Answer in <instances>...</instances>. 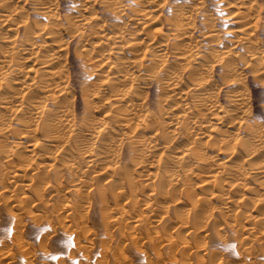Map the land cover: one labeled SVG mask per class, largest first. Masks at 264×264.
Instances as JSON below:
<instances>
[{"label": "bare ground", "instance_id": "6f19581e", "mask_svg": "<svg viewBox=\"0 0 264 264\" xmlns=\"http://www.w3.org/2000/svg\"><path fill=\"white\" fill-rule=\"evenodd\" d=\"M9 1L10 0H5V4L3 3L5 7H7L9 5L8 4ZM148 1L150 3L152 2V4L148 5L149 4ZM191 1H193V0H191ZM197 1H198V4H202V2L200 3L199 0H197ZM227 1L228 2H226V3H232L233 2L234 4L232 3V4H227V5L228 6L230 5V7H234L237 10V11H235L236 14H234L235 23L240 21V19H242V21H243L241 23H238L235 26V27H237V29H235L234 31L232 30L233 32H238L237 39H240V42H241V39H245L246 41H248L250 43L253 42V40L256 41L257 37L255 38V34L253 36V34H251L252 32H250V27H252V26H250L252 24V21H251L252 18L249 16L250 14H248L246 12L242 13V10H241L246 6V4L248 3L249 0H232V1L227 0ZM48 2H49V0H39V5H42L41 10H43L42 12L45 15H47L50 19H55V16L52 13L53 11L48 6ZM106 2H107V0H106ZM106 2H105V5H109V6L110 5L113 6L115 3H117L116 1L114 3H110V1L107 3ZM139 2L141 5V7H139L140 10H138L137 7H135V8H137L138 11H142L141 14H144L146 17L148 14L151 15V13H153L152 12L153 10L157 9L154 6L157 3V1L156 2L154 1L155 4L153 3L152 0L151 1L150 0H140V1L138 0L137 3H139ZM158 2H160V1H158ZM146 3H148V4H146ZM88 4H85L84 6H82V7H84V10H86L87 8L89 9V6H87ZM189 4H190V1H189ZM253 5H255V4H253V3L249 4L248 5L249 8L247 6L248 10H250V9L253 10L254 9ZM112 6H110V8ZM3 7L1 8L2 12L0 10L1 20H2V16H4V17H3V20L2 21L0 20V21L3 22L4 25H6L5 23H7V22H13V18H12L11 14L7 13L8 11L5 9V7L4 8ZM104 8H105V6H104ZM200 8H202V7L200 6ZM258 9H259V7H258ZM79 10H81V8ZM90 10H91V8H90ZM108 10H109V7H108ZM133 10L136 11V9H133ZM189 10L194 11V9H191V8ZM196 10L194 12H196ZM201 10H203V9H201ZM35 11H37V10H35ZM120 11H121V12H119L120 15H122L123 13L126 12V11L122 12V10H120ZM232 11H230V12H232ZM117 12H118V10H117ZM135 14H136V12H135ZM138 14L139 13L137 12V15ZM137 15H135V16L137 17ZM154 15L156 16V14H154ZM82 16H83V14H82ZM118 16H119V14H118ZM125 16H127V15H125ZM157 16H159V15H157ZM193 16L194 15L192 14V12L189 14H186L185 12H182V11H178V12L174 13V17H172L173 19L170 16L171 19H169V21H171L170 22L171 25L173 24L176 26V27L174 26L176 31H174L173 33L171 32L172 37L182 40L181 38L188 36V40L190 42V43H188V45L191 43H194V41L197 43L195 38L192 36L194 34L191 35L193 30L189 34L188 31H189L190 27L188 28L186 26L187 24L191 25L188 22H190L192 19H194ZM80 17H78V18H80ZM91 17L92 16H90V19H91ZM94 17L95 16H93L92 19H96ZM141 17L143 18V16H141ZM83 18L81 20H78V22L74 23L77 26V28L78 27L80 28L82 25H84L87 22V21H83V20H85V18L84 19ZM87 18H89V17H87ZM139 18H140V16H139ZM149 18H151V17L150 16L147 17V19H149ZM92 19H91V21H94ZM153 19H155V18H153ZM86 20H88V19H86ZM139 20H141V19H139ZM156 20L157 19H155L154 21H156ZM34 21H36V19ZM43 21H45V20H43ZM53 21H55V20H53ZM67 21H69V20H67ZM96 21H98V20H96ZM131 21H133V20H131ZM1 22H0V25L3 26V24H1ZM34 23H36V22H34ZM93 23H96V22H93ZM154 23H156V22H154ZM24 24H25L24 28H25L26 38L23 39V41H21V39H22V37H21L20 41H18L20 43H18L19 45H17L16 42H17L18 38L13 37V40L11 41V46H10V50H9L8 54H4L2 56L3 58H1V60H0V77H1V79H0V137H1V135H6L10 131L9 128H12L10 126L12 124L11 122H9V123H11L9 125V123L7 121L6 123L8 125H5L6 124L5 121L7 120V119L5 120V118H7V117L4 116V114H1V112H7V113L9 112L10 113L9 115H13L14 117L15 116H21V119L20 118H18V119L20 120V124L23 123V125L25 126V128H23L24 130L20 131V132H22V136H20L18 140L14 139L12 141V143H8V144H7V142H5V139H3L4 140L3 143L0 140V153H2V155H3V156L1 155V157L3 159L4 158L6 159L7 164L8 163L10 164L13 162L14 165H20L19 161L17 163V160H20V162H21V161L26 160L25 158H27L28 161L30 160L32 162L31 165H29L28 167H27V164L26 165L23 164L25 161L21 162L23 164V166L21 165L19 167H23L24 169H20L18 167H15V168L13 167V169L8 168L11 170L9 172L11 174V176H10L12 179L11 181L15 182L16 180H23L25 182V183H23L24 186H29V188L30 187L32 188L34 186L35 187V188H33L34 190H32L31 188L30 189L32 191H34V193L36 192L35 198L38 197V200H39V199H41L40 193L42 194L41 191H43V190L39 189V188H41L39 186L40 185L39 183H42V182L45 183V180L47 182L51 181L49 178H47L49 176V173L51 170L54 172V176L56 178V181L60 185L58 183L56 185L51 184V182L55 180V179H53L50 182L51 186L48 185L49 189L53 185L54 186L53 188H55V189L51 188L50 190H56V189L58 190L61 186H63L62 183L64 181L63 180L61 182V180H58L59 177L61 178V175L59 174L60 175L59 176L58 173H61L60 171L63 170V169H61V168H63L62 165H66L67 168L66 167L65 168L70 170V171H73V173L76 171L77 172L79 171V173L80 172L84 173L87 170L89 171V168H91V169H93L92 173L90 174L91 175V177H90L91 182H89V181L88 182L91 183L90 184L91 186L95 185L94 188L97 191V192L96 191L95 192L99 198V201H101L102 205H103L101 207H103V209H104L108 206V204H106L107 206L104 207V205H105L104 203H108L105 201L108 198L109 194L112 195V197H111L112 199L114 198L113 201L114 202L116 201L118 203L117 207H120L121 202L124 203V201L126 200V202H129V204H128L129 208L134 212L132 215L130 214L131 216L128 214L131 217V222L133 223V224L132 223L130 224V226L132 225V227L133 226L136 227V225L140 224L143 220H145V218L147 219L146 213L143 214V212H146V211H148V212L155 211L156 212V211L160 210V211H163V213H167V212L171 211V209H172V210H174L173 212H175V214L177 215L178 221H180L179 226L181 224V227L186 228V227H188V226H185V224H187L185 221V218L187 216L184 217V215H186V214H183L184 212L181 213L180 209H178V207H176L177 205L187 203V205L190 206L189 209L192 210L194 213L195 220L198 222L203 215H204L203 220L205 219V215L207 217V214H202L203 212L208 211L210 213V211L213 208L218 209L219 213L221 215L227 214L229 211H231V208L233 209V207H231L230 205L236 201V208L239 207L236 210V212L238 213V220L240 218L242 219V216H243L244 218H246V220L250 221V223H249L250 225L248 226V225H244L241 222L243 220H240V223H242V224H240L239 221L236 220V221H238L240 226L241 225L243 227L247 226L246 228H243V227L238 228L240 226L237 227L238 229H242L240 231V233L242 234V236L244 235L243 238L248 239V240H254V238H252V237L255 236V238L258 240L259 238H261L260 236L264 235L263 234L264 230L262 229V227L264 228V226L259 228V227H256L258 225L257 223H256L257 224L256 226L254 225L255 222H258L261 224L264 223V214L261 216H258V214L252 213V210H251V212L249 211V213H248L247 210H246L247 211L246 212L245 209H243L245 207L248 209L253 208L252 205H251V208L249 207V204L254 202V200L252 201L251 199H257V201L259 200V202L264 203V159L262 158L260 161L259 160L256 161L258 159L257 158L256 160H254L255 156L259 157L258 155L264 150V128H262L261 125H258L257 127L256 126H254V127L249 126L251 128L244 126V128L246 127V133L244 135H241V133L239 131L238 132H234L235 130L232 131V132H234V134H237V135H234V142H232L233 143L232 145L230 142L231 140L229 141L228 134H227V133H230L229 129H226V130L224 129V132H223V136L225 134V135H227V137H223L222 139L219 138L220 141L218 140V138H215V137H218V136H216V134L218 135L219 133H221V129H219V127L222 126V124H220V126H217V124L223 123L225 121V119H230L231 115L233 116L232 112H234V115H235V113L237 114L238 108H239L238 106L240 105V99H242L241 94L244 93V95H245L246 90L244 89L245 92H243V93L238 90L239 91L238 93H236V94L234 93L235 95L233 94V96H231L229 98L233 102L234 107H236V109L233 108L235 110H233V109L229 110V109L223 108V107H225V106H223V104L221 106V105H219L220 103H216V101H215L216 95L214 94L213 91H211V88H210L211 82H209V80H206V79L204 80V78H201V79L197 78V76H196V73L200 72V70L202 72V69H203V68H198V67L201 65L202 67H204L206 69L205 63H207L206 61L208 60V58L206 57L207 55H204L203 53H201V51L198 47L196 49H192V47L194 45L193 46L192 45L185 46L183 44L179 45V43H175L176 44L175 45V47H176L175 51L177 53L176 56L181 61L180 63H177L176 61L175 62L177 64H181V67H182V65H184V67L190 68V70H189L190 72H188V73H190L188 79H190L191 82L187 83L190 80L186 81V79L183 77L182 73L178 72L179 70L177 71V68L176 69L173 68L169 63L165 64V62H163V60L161 61V59H158L159 57H157V55L160 52L167 49V42L166 41L164 42V40L163 41L159 40V38H158V36L161 37V35H163L162 36L163 39H165V36L168 37L167 35L164 34L165 32H163L161 30L162 29L161 26H160L161 28L156 26L157 28H155V30L153 29V33L155 31V34H158V36L155 34H153L152 36L149 35V33H148L149 31L147 32L148 34H146V32H145L146 30L143 28L144 29L143 31L138 32L139 34H136V32L133 34L132 32L134 30L132 32L130 31L129 35L133 34V37L132 36H131L132 38L130 37L131 39H129V38L127 39V37L125 35L126 33H129V32H126L124 34L125 31H123L121 28H120L121 29L120 31L117 30L118 32L113 33V34L112 33L110 34V32L108 31V29L106 27L105 28L107 29L109 34L107 32H104V30H103L104 28L99 29L97 31L98 37H102L103 40L100 38L102 41H99V43H97L98 42V40H97V42H96L97 45L96 44L92 45V42H91V45L93 47H96L97 49L99 48V50H100L101 48H103V44H104L103 41L106 42V40H107L105 45H108V46L106 48H103L104 50H106V53L101 55V50H102L101 49L99 51V55H101L100 57L102 58L103 64L109 66L108 69H110L111 71L113 70V72L116 75H114L115 79H112L111 76L108 79L104 78L102 81H100V84L97 85L96 88H92V92L89 91L91 89H89L87 87H84L83 90L81 89L82 90V97H83L84 103H85L84 105L87 106V109L89 111L90 110L92 111L93 107L95 108V105H93V107H92L93 98L94 99L97 98L98 100L101 99L102 100V103H100L101 108L104 107V108H107V110L105 111V113L101 117L99 116V118H93L92 115H87L85 113L84 116H80V117H83L81 122L76 123L75 121H73L74 117L72 116L73 113H71L73 111L68 110L66 107L64 108V106H66L65 100L68 98L67 96L69 94L68 93L69 91H68V87L65 85V82L62 81L61 79H57L59 77L61 78V74L63 73V70L59 67L57 68L56 66H54L55 63L58 61V58H59L58 53H60V52H58V51L61 49H63V50L65 49L64 45L62 47H60L61 44H63V42H61V38L59 39V37L62 33V29H60V28L57 29V28L51 27L50 25L40 26V25H38V23H37V25L40 27H38V26L36 27L33 24H32L33 26H31V24H29V23L27 24V22H24ZM88 24H89V22H88ZM53 25H55V24H53ZM98 25H101V24L99 23ZM123 25L125 26V24H123ZM10 26L11 25L7 26V27H9L7 29L13 30V28ZM57 26H58V24H57ZM67 28L69 31V27H67ZM187 29H188V31H187ZM126 31H128V30H126ZM150 31H151V29H150ZM232 31L229 33H232ZM22 32H24V31H22ZM25 33H22V34H25ZM73 34H75V32ZM135 34L137 35L136 37H135ZM210 34L212 35V32L211 33L209 32L207 34L209 39L211 38L209 36ZM140 35H143V36L141 37ZM148 35L150 37L157 36L158 40L157 39L155 40L154 38H149ZM168 35H171V34H168ZM90 37H92V36H90ZM125 37L127 39L126 41H128L130 44V46L128 45L129 48L131 47V49L138 50V51L141 49L140 51H142V53L140 55H142L145 59L146 58L150 59L149 61H151L153 66L152 65L148 66L147 69H145L144 66L141 67L142 63L139 62L140 59L137 58V56L130 58L128 60L122 59L121 61H123V63L121 62V64H122L121 66H119L118 64L112 63L111 58L114 57L113 56L114 52L119 49V47H120L119 44L121 42H123V39ZM227 37H228V35H227ZM63 38H66V37H63ZM84 38L85 37H83V39ZM97 39H99V38H97ZM211 39L213 40V38H211ZM173 41H171V44ZM84 42H87V40ZM251 44L253 45V43H251ZM251 44H249V45L251 46ZM197 45H195V46H197ZM245 45H247V44H245ZM249 45H247V46H249ZM58 47H59V50H58ZM76 47H77V45H76ZM82 47H83V45H82ZM175 47H173V48H175ZM56 48H57V50H55ZM89 50L91 51L92 49H89ZM45 51H47V52L52 51V52L51 53L48 52L50 54H47ZM225 51H227V54L225 53L226 57L227 56H228V58L230 56L232 57V54L234 53L233 49L229 50V51L233 52V53H231V55H230V52L228 55V50H224L222 52L224 53ZM43 53H46V54L43 55L42 58H39L38 55H40V54L42 55ZM88 53H89V51H88ZM212 53H211V55L214 54V53L213 54ZM220 53H219V55H220ZM96 56H98V55L96 54ZM220 56L222 57V54ZM225 56L223 54V57H225ZM138 57H140V56L138 55ZM155 57H157V61L158 60L161 61L160 64L162 66L160 65L161 66L160 71H158L157 68L154 67V63L156 61L153 63L152 60ZM208 57H209V55H208ZM93 58H94V56H93ZM95 58H97V57H95ZM100 59H98L99 61L98 60L97 61L100 62ZM118 59H120V58H118ZM251 59L255 60V61L260 60L261 66H262V64L264 63V51H262V50L261 51L260 50L253 51V53L251 54ZM224 60H225V58H224ZM29 61L32 62L33 64L32 65L30 64L27 67L23 66L24 63L29 62ZM225 61H227V60H225ZM151 63H148V64H151ZM225 63L226 62H224V64ZM243 64H245V63H243ZM212 65H213V63H212ZM223 65H221V67ZM231 65H234V64L230 63V67H232ZM146 66H147V63L145 64V67ZM252 66H251V68H253ZM230 67H229V69L231 70ZM154 68L157 71L153 70ZM262 69H264V66ZM147 70H148V73H146ZM232 70H234V69H232ZM234 71H236V70H234ZM254 72H256V71H254ZM261 72H262V70H261ZM64 73H65V71H64ZM159 73H160V75H159ZM222 73H223V71H222ZM95 75H96V72H95ZM153 75L154 76L164 75L166 77L167 80H165L164 83H161V81H159L161 84L158 83L157 82L158 78L156 79V82L161 85V87H160L161 90L164 89V90L171 92V94L168 95L170 97H169V100L167 102H169V101L173 102V104L170 103L174 107L173 108L171 106L172 110L170 108H169L170 110L166 109L165 107H163V105H161V104H163V103H161V101L164 98L160 101V104L157 102V104L160 106V109L158 106L159 112H157V113H155L156 111L155 112L147 111L148 108H147V110H145L146 109V106H145L146 103L139 101V99H140L139 98V87H141L140 84L142 85L143 83L147 82V80L149 78L148 76L153 77ZM222 75H224V74H222ZM222 75H221V77H224ZM202 76H204V75L202 74ZM226 78L227 77L225 76L224 79H226ZM66 79L68 80V78H66ZM238 79H240V78L238 77ZM160 80H161V78H160ZM120 85L121 86L124 85L125 88L119 87ZM183 86H186L188 89L184 91V89L186 87H184V89H183ZM81 88H83V87H81ZM70 92H72V90ZM5 93H7V94L5 95ZM189 96H191V97H193V99H195L194 100L195 102L192 103V105H188L187 103H185L186 99H188ZM227 97H228V95H227ZM49 103H52V107L49 106ZM67 103L69 104V101ZM170 104H169V106H170ZM204 105L206 106V108L201 107ZM97 108L98 107H96V109ZM101 108H99V109H101ZM243 108H245L244 111H246V107H243ZM84 109L86 111V107ZM174 109H178V111L176 110V112H178V113L174 114ZM203 109H205L206 112H202ZM240 111H242V110H240ZM247 112L248 111H246L244 113L247 114ZM165 118H168L167 119L168 121L165 120ZM248 118H249V116H248ZM18 119H17V122L19 121ZM212 119H215L217 121L216 125H215L214 120H213L214 123L212 122ZM8 120H10V119H8ZM256 122H254V123H256ZM171 125L174 127H172V129L169 130L168 127H170ZM223 125H225V124H223ZM234 125H236V124H234ZM187 126H190V128L188 127L186 129H190V130H191V127H193L196 135L198 133H202V132H204V134H206L205 132L208 131V129H209L210 134H209V136H207L208 137L207 140H204L205 144H202V142L200 143L199 139L197 142H195L196 138L193 139V142H192V138H191L190 139L191 141L188 140L187 142H185L183 144V146H181V148H178L179 146L176 145L175 142L177 140L178 135L180 134L179 128L187 127ZM230 126H233V125H231V123H230L228 125V127H230ZM259 126H261V128H258ZM16 128H17V126H16ZM14 129H15V127H13V131H14ZM237 129H240L239 126ZM16 130H18V129H16ZM209 131H208V133H209ZM12 132H10V133H12ZM145 132L148 133L147 137L144 136ZM191 133L192 132H190V134ZM187 134H189V133H186L185 136H187ZM192 134H194V133H192ZM192 134H191V136H192ZM12 135H13V133H12ZM140 135H142V136H140ZM7 136H8V134H7ZM76 136H78V139L75 138ZM247 136H249V137H247ZM0 139H2V138H0ZM83 144H85L86 146L83 147ZM201 145H204V147H202ZM50 146H53V147L55 146L57 148V149L56 148L55 149L58 150L59 153H56V152L53 153L55 151L53 149H52L53 152H49L48 149ZM53 147H51V148H53ZM125 147H128L126 149H128L129 156L132 158L133 162H131V163H133V165L131 166V164H129L127 162L126 163H127V165L129 164L131 167L134 166L133 167L134 169H131V167H129V166H125L126 163H125V165H121V163H120L121 155H122ZM224 149L230 150L229 155L226 154V150L223 151ZM156 151H158V153H157L158 159H156L157 162L155 161L156 162L155 163V162H153V160L151 161L150 158H151V156H153L154 152H156ZM167 151H170L174 154L170 155L167 153ZM48 152H49V154H48ZM236 155H237L238 159H241L242 163L237 162L238 164L231 165V162H232L231 158H233V156L236 157ZM131 158H130V160H131ZM15 159H17V160H15ZM39 159H41L43 162H45L43 165L41 164L42 166L39 165L40 163H38ZM192 159L197 160L196 161L197 163H192L193 162ZM49 160H51V161L53 160V162H49ZM81 160L83 161L82 163H84V162L86 163L85 169L83 167L80 168ZM14 162H16V164ZM35 162H36V165H39V166H34ZM43 162H41V163H43ZM4 163H5V161H4ZM0 164H1V159H0ZM60 164H62L61 168L58 167ZM100 164H103L104 166L99 168L100 170L95 169L97 166H100ZM1 165L5 166V165H3V163ZM24 165H25V167H24ZM29 167L31 169H33L34 171L27 175V173H29V171H28ZM3 168H5V167H3ZM145 168L147 169V171H146L147 177H145L146 179L142 180L141 177L139 179H137L135 177L134 173L140 169L145 170ZM59 169H61V170H59ZM0 170H1V167H0ZM197 170H201L202 172L205 171L206 172L205 177H202V176H204L205 172H203L204 174L201 173L202 175L201 174L198 175L199 172H197ZM215 170H216V172H214ZM5 171H6V169H5ZM53 172L51 174H53ZM195 172H196V174H195ZM144 173H145V171H144ZM211 173H213V174H211ZM139 174H140V172H139ZM192 174H195L198 177L201 175L198 179V180H200L199 182L201 183L199 186L193 187L192 183L189 182V181H192L191 178H189L190 175L192 176ZM29 175H30V177H29ZM137 175H138V172H137ZM142 175L143 174L141 172V176ZM144 175H146V174H144ZM26 176L29 177L28 178L29 182L25 181ZM101 176H104V177L101 178ZM77 177L78 176L76 175V179H77ZM79 177H83V175L80 174ZM72 178L73 177H71V179ZM73 179H75V178H73ZM1 181L3 182V179ZM85 181H86V179H79L78 183H76V185H73L74 183L72 184L74 187H76L75 188V190H77L76 192L80 193L81 187ZM47 182H46V184H47ZM44 183H42L41 185H43ZM253 183H254V186L252 185ZM225 184H228L230 186L229 189H226L227 190L226 192L224 190L226 188ZM66 185H67V183H66ZM38 186H39V188H38ZM57 186H58V188H57ZM74 187H73V189H74ZM79 187H80V191L78 190ZM144 188L147 189L146 194L144 195V197H142L140 199L139 196L140 195L143 196L142 191ZM237 188H239L240 190L243 191L240 194V196H238V197H237V195H235V193H236L235 191ZM208 192L210 194V197H207V195H206V194H208ZM79 193H77V194H79ZM82 193L84 195V192H82ZM250 193H252V194L254 193V194H257L260 196L258 198H254L255 196L253 197ZM28 195L29 194H26V196H28ZM43 195H41V197ZM59 195H60V193H59ZM83 197H87V196H83ZM79 198H82V197L79 196ZM214 198L219 199L221 201V204H219V205L211 204L210 201H211V199H214ZM18 199L24 200L23 197H20ZM21 200L20 201L18 200V201L20 203L24 204L23 201H21ZM26 200H25V203H28L29 197L27 200L28 202ZM84 200H85V198H83V201ZM18 201H17V203H18ZM167 201H171L172 202L171 204L173 206H171L169 204V202H167ZM20 203H18L17 205H19ZM119 203H120V205H119ZM139 203H142L143 205L140 206ZM262 203H261V205H262ZM22 204H20V206ZM62 204H64V206L62 205L63 208L71 209V205L69 203H62ZM122 205L123 206H121L120 209L125 208L124 207L125 205L124 204H122ZM257 205H259V204H257ZM101 207H100V209H101ZM109 208H110V206H108L107 209H109ZM103 209H102V211H103ZM115 209L118 210V208L114 207L113 210H115ZM121 210H118V211L122 212L123 210L122 211ZM108 211H110V210H108ZM125 211H126V209H125ZM129 212L130 211H127V213H129ZM103 213H104V211L102 212L101 215L104 218L105 216H103ZM123 213H125V212H123ZM123 213H121V214H123ZM211 213H212V211H211ZM104 215H106V214L104 213ZM212 215L210 214V216H212ZM134 216H135V218H133ZM213 216H212V218H213ZM106 217L108 218L109 215L108 216L106 215ZM235 217L237 218L236 215H235ZM107 218H105V219H107ZM118 218H119V216H118ZM118 218L116 217V220ZM207 218H209V217H207ZM105 219H103V221ZM124 219L126 221V218H124ZM124 219H122V221L120 220L121 222H119V223H122ZM16 221H17V219H16ZM204 221H203V223L206 224L207 221L206 222H204ZM114 222L117 223L118 221L116 222L114 220ZM251 222L254 224H252ZM14 223H15V221H14ZM183 224H184V226H182ZM194 225H195V223H194ZM191 227H193V226H191ZM194 228H197V227L194 226ZM189 229H191V228H189ZM199 229H201V228H199ZM194 231H195V229H194ZM194 231H193V233H194ZM195 232L198 234L197 231H195ZM258 234H263V235H260L257 238Z\"/></svg>", "mask_w": 264, "mask_h": 264}, {"label": "rangeland", "instance_id": "374dc122", "mask_svg": "<svg viewBox=\"0 0 264 264\" xmlns=\"http://www.w3.org/2000/svg\"><path fill=\"white\" fill-rule=\"evenodd\" d=\"M109 1H110V3H114L115 1L117 3H115L113 6L110 5V6H112L110 8L109 5H105L106 0H104V1L103 0H90V1L89 0H79V1L78 0H49L48 6L53 11L52 13L55 16V19H50L47 15H45L42 12L43 11V10H41L42 5H39V0H10L8 3L9 5L7 7L4 6L5 0H0L1 12H2L1 8L4 6L5 9L8 11L7 13L11 14L12 18H13V22H7V23H5L6 25H4V23L1 22L3 20L4 16H2V20H1V16H0V20H1L0 22H1V24H3V26L0 25V53H1L0 54V60H1V58H3L2 56L4 54H8V52L10 50V46H11V41L13 40V37L19 39V40L17 39V42H16L17 45H19L18 43H20V42H18V41H20L21 37H22L21 41H23V39L26 38L24 22H27V24L29 23V24H31V26L34 25L36 27L38 25H40V26L50 25L51 27H54L57 29L58 28L62 29V33H61L59 39L61 38V42H63V44H61L60 47H62L64 45L65 49L59 50V47H58V50H59L58 52H60V53H58L59 58H58V61L55 63L54 66H56L57 68L59 67L63 70V73L61 74V78L59 77L57 79H61L62 81H64L65 85L68 87V91H69L68 92L69 94L67 96L68 98L65 100L66 106H64V108L66 107L68 110L73 111V112L70 111L71 113H73V115L71 114L74 117L73 121H75L76 123L77 122L79 123V122H81V120L83 118L80 116H84L85 113L87 115H92L93 118H99V116L101 117L105 113V111L107 110V108H104V107L101 108V105H100V103H102L101 99L98 100L97 98H95V99L93 98L92 107H93V105H95V108L93 107L92 111L91 110L89 111L87 109V106L84 105L85 103H84V99L82 97V90L84 89V87L91 89L89 91L92 92V88H96V86L99 85L100 81H102L104 78L108 79L111 76L112 79H115L114 75H116L113 72V70L111 71L110 69H108L109 66L103 64L102 58L100 57L101 55L106 53V50H104L103 48H106L108 46V45H105L107 40H106V42L103 41L104 42L103 48H101L102 50L100 49L101 55H99V51H100L99 48L97 49L96 47L92 46L94 44L97 45V43H99V41L103 40L102 37H98L97 31L99 29L104 28L103 29L104 32H107L108 34L110 32V34L111 33L113 34V33H116L122 29L123 31H125L124 34L126 32H129V33H126L125 35H126L127 39L128 38L131 39L135 32H136V34H139L138 32L139 31L141 32L144 29L146 30L145 31L146 34L149 33V35L152 36L153 34H155V31L153 33V29L155 30V28L161 26L162 27L161 30L163 32H165L164 34L167 35L168 37H166L164 35L165 39H163V37H162L163 35H161V37L158 36V34H155V35L158 36L159 40H162V41L164 40V42L165 41L167 42V49L160 52L157 55V57H159L158 59H161V61L163 60V62H165V64L169 63L173 68H175V69L177 68V71L179 70L178 72L182 73V75L186 79V81L190 80V79H188L189 74H190L188 72H190L189 71L190 68L184 67V65H182V67H181V64H177V63H180L181 61L176 56L177 53L175 51L176 50V47H175L176 44L175 43H179V45L183 44L185 46H190V45L193 46L194 45L192 47V49H196L198 47L200 49L201 53H203L204 55H207L206 57L208 58V60L206 62L208 64L205 63L206 69L200 65L198 68H203L202 69L203 73L200 70V72L196 73V76H197V78H200V79L204 78V80L206 79V80H209V82H211L210 88H211V91H213L214 94L216 95L215 101H216V103H220L219 105H221V106L223 104V106H225L223 108H226L229 110L230 109L232 110L233 108L236 109V107H234V105H233V102L229 98L231 96H233L234 93L236 94L239 91L243 93L246 90L245 95H244V93L241 94L242 99L244 98L245 100L240 99V105L238 106L239 108H238L237 114L235 113V115H234V112H232L233 116L231 115L230 119H225V121L223 123L217 124V121L215 119H212V122L214 120L215 125L217 124V126H220V124H222V126L219 127V129H221L222 134L221 133H219L218 135L216 134V136H218V137H215V138H218V140H219V138L222 139L223 137H227V135H225V134L223 136V132H224V129L225 130L229 129L230 133H227V134H228L229 141L231 140L230 142L232 145L233 144L232 142H234V135H237V134H234V132L239 131L241 133V135H244L246 133V127L251 128L249 126H252V127L256 126L257 127L258 125H261L262 128H264V71H263L264 69H262L264 66L263 65L264 63L261 66L260 60L255 61V60L251 59V54L253 53V51H256V50L264 51V0H254V1L249 0L248 3L246 4V6L243 9H241L242 13L246 12V13L250 14L249 16L252 18L251 19L252 24L250 25L252 27H250V32H252L251 34H253V36L255 34V38L257 37L256 41L258 40L257 42L255 40H253V42H251V43H253V45L250 42L246 41L245 39H241V42H240V39H237L238 32H233V31L235 29H237V27H235V26L238 23H241L243 21H242V19H240V21L235 23L234 14H236L235 11H237V10L234 7H230V5L228 6L227 4H232L233 2L232 3H226V2H228L227 0H199L200 3L202 2V4H198L197 0H193V1H191V0H152L153 3H154V1L155 2L157 1L158 4L154 3L155 4L154 6L157 9L154 7L156 10L152 11L153 12V13H151L152 16L150 14H148L152 18V19L149 18L150 20L147 19V17H149L148 15L146 17L144 14H141L142 11H138V10H140L139 7H141L140 2L137 3L138 0H122V1L121 0H115V1L114 0H107V2H109ZM158 1H160V2H158ZM189 1H190V4H189ZM229 1H232V0H229ZM84 3L85 4L89 3L87 5V6H89V9L87 8L89 11L87 9L84 10V7H82L85 5ZM251 3L255 4V5H253V8L255 10L254 9L248 10V8H249L248 5ZM146 4H148V3H146ZM150 4H152V2L151 3L149 2L148 5H150ZM104 6H105V8H104ZM200 6L202 8H200ZM247 6H248V8H247ZM108 7H109V10H108ZM135 7H137L138 10ZM258 7H259V9H258ZM80 8H81V10H79ZM90 8H91V10H90ZM190 8L194 9V11L197 9L196 10L197 13L194 12L193 10H189ZM133 9H136V11ZM201 9H203V10H201ZM35 10H37V11H35ZM92 10L93 11L95 10V11L93 12ZM117 10H118V12H117ZM120 10H122V12H125V11L126 12L123 14L121 13L122 15H120V13H119V12H121ZM178 11L185 12L186 14H189L192 12V14L194 15L193 16L194 19H192L190 22H188L192 26L188 25V24L186 26L188 28L190 27L189 31L187 29L189 34L193 30L191 35L194 34L192 36L195 38L197 43L194 41V43H191L188 45V43H190L188 40V36L181 38L182 40L172 37V33L174 31H176V29H175L176 26L173 24L171 25V23H170L171 21H169V19L174 17V13H176ZM230 11H232V12H230ZM135 12H136V14H135ZM137 12L139 13L138 15L140 16V18L137 15ZM81 13L83 14V16ZM117 13L119 14V16ZM154 14H156V16ZM125 15H127V16H125ZM135 15H137V17ZM157 15H159V16H157ZM90 16H92V17L95 16L94 18H96V19H92V17H91V19L94 20V21H91ZM141 16H143V18ZM170 16H171V18H170ZM78 17H80V18H78ZM83 17L85 18V20H83V21H87V22L84 25H82L83 27L81 26L82 28L81 27L77 28V26L74 23L78 22V20H81ZM87 17H89V18H87ZM153 18H155L157 20L154 21L155 19H153ZM35 19H36V21H34ZM86 19H88V20H86ZM139 19H141V20H139ZM43 20H45L46 22ZM53 20H55V21H53ZM67 20H69V21H67ZM96 20H98V21H96ZM131 20H133V21H131ZM153 21L156 23H154ZM34 22H36V23H34ZM88 22H89V24H88ZM93 22H96V23H93ZM37 23H38V25H37ZM99 23L101 25H98ZM53 24H55V25H53ZM57 24H58V26H57ZM123 24H125V26ZM9 25H11L10 27H12L13 30L7 29V28H9V27H7ZM40 26H38V27H40ZM67 27H69V31H68ZM105 27L108 29L109 32L107 31V29ZM150 29H151V31H150ZM126 30H128V31H126ZM22 31H24V32H22ZM130 31L131 32L133 31L132 32L133 34L131 33L132 35H129ZM231 31H232V33H229ZM74 32H75V34H73ZM209 32L210 33L212 32V35L210 34L209 36L211 38H213V40L211 38L209 39V37L207 35ZM22 33H25V34H22ZM136 34H135V37L137 36ZM168 34H171V35H168ZM149 35H148L149 38H154L155 40L156 39L158 40L157 36L150 37ZM227 35L229 38L227 37ZM90 36H92V37H90ZM140 36L142 37L143 35H140ZM63 37H66V38H63ZM83 37H85V38L83 39ZM126 37L124 38L125 40L123 39V42H121L119 44L121 48L120 47H119V49L117 48L118 50H116L114 52V55H113L114 57L111 58L112 63L118 64L119 66H121L122 65L121 62L123 63V61H121L122 59L128 60L130 58L137 56V58L140 59L139 62L142 63L141 67L144 66V68L147 69L148 66H151L152 63H151V61H149L150 59H148V58L145 59L142 55H140L142 53V51H140L141 49L138 51V50L131 49V47L129 48L130 44L128 41H126L127 40ZM97 38H99V39L101 38L102 40L101 39L99 40ZM85 39L87 40V42H84V41H86ZM97 40H98V42H97ZM171 41H173L172 42L173 45L171 44ZM91 42H92V45H91ZM244 43L247 45L251 44V46L250 45L247 46ZM76 45H77V47H76ZM82 45H83V47H82ZM195 45H197V46H195ZM173 47H175V48H173ZM89 49H92V50L90 51ZM232 49H233L234 53L232 51H229ZM55 50H57V48ZM224 50H228V55H229V52H230V55H231V53H233L232 57L230 56L233 60L230 57L228 58V56L227 57L225 56V53L227 54V51H225L223 53L222 51H224ZM88 51L90 54L88 53ZM45 52L47 54H50L52 51H48L50 53H48L47 51H45ZM46 53H43L42 55L41 54L38 55L39 58H42V56L45 55ZM211 53L213 55H211ZM219 53H220V55L222 54V57L224 54L225 57L222 58L219 55ZM96 54L98 56H96ZM138 55L140 57H138ZM208 55L210 58L208 57ZM93 56H94V58L95 57H97L98 59L101 58L100 62H98L99 60L97 58L94 59ZM157 57H155L154 58L155 60L153 59L152 61H153V63L155 61L157 62V63L155 62L156 64L154 63V67H156L157 70L160 71V68L162 65L160 64L161 63L160 60L157 61ZM118 58H120V59H118ZM224 58L227 61H225ZM224 62H226V63L224 64ZM144 63L145 64L147 63L146 67H145ZM148 63H151V64H148ZM212 63H213V65H212ZM230 63L234 64V65H231L233 68L230 67ZM243 63H245V64H243ZM30 64L32 65L33 63L29 61V62L24 63L23 66L27 67ZM221 65H223L222 66L223 68L221 67ZM251 66L254 69L251 68ZM229 67L231 68V70L229 69ZM232 69H234L236 71H234ZM153 70H156V69L154 68ZM261 70H262V72H261ZM64 71L66 74L64 73ZM222 71H223V73H222ZM254 71H256V72H254ZM95 72H96V75H95ZM146 73H148V70ZM202 74L205 77L202 76ZM222 74H224V75H222ZM159 75H160V73H159ZM159 75L158 76L153 75V77L148 76L150 79L148 78L147 82L143 83L142 85L140 84L141 87H139V98H140L139 101L146 103L145 104V106H146L145 110H147V108H148L147 111H149V112H155V111H156L155 113L159 112V110H158L159 105L157 104V102L160 104V101L163 98H164L162 100L163 102L161 101V103H163V104H161V105H163V107H165L166 109L170 108L171 110L173 107L170 104V103L173 104V102H171V101L167 102L169 100V97H170L168 95L171 94V92L164 90V89L161 90V88H160L161 87L160 84L164 83L165 80H167V79L164 75H161V76H159ZM221 75L224 77L226 76L227 78L224 79V77H221ZM238 77L240 79H238ZM66 78H68V80ZM160 78H161V80H160ZM0 79H1V77H0ZM156 79H157L158 83H160L159 81H161V83L158 84L156 82ZM190 82H191V80L188 81L187 83H190ZM81 87H83V88H81ZM119 87L125 88L124 85H122V86L120 85ZM184 87H186V86H183V89H184ZM187 89L188 88L186 87L184 89V91ZM71 90H72V92H70ZM6 94L7 93H5V95ZM227 95H228V97H227ZM71 97L72 98L74 97V98L72 99ZM194 100L195 99H193V97L189 96L188 99H186L185 103H187L188 105H192V103L195 102ZM68 101H69V104L67 103ZM169 104H170V106H169ZM49 106L52 107V103H49ZM85 107H86V111L84 109ZM96 107H98L97 108L98 110L96 109ZM201 107L206 108L205 105L201 106ZM243 107H246V111H248L247 114L244 113L246 111H244L245 108H243ZM99 108H101V109H99ZM159 109H160V106H159ZM235 109H233V110H235ZM239 109L242 111H240ZM176 110L178 111V109H174V114L178 113V112H176ZM204 110L205 109H203L202 112H206V110L205 111ZM1 114H4V116L7 117V118H5V120L7 119L5 121V123L7 121H8V123L9 122L12 123V124L9 123V125L11 124L10 126L12 128H9L10 131L7 133L8 136H7V134L1 135L0 138H2V139H0V140L3 143V141H4L3 139H5V142H7V144L12 143V141L14 139L18 140L19 137L22 136V132H20V131H23L24 130L23 128H25L23 123L20 124V120L18 119V118L21 119V116H15L19 120L18 121L19 123H18L17 119L13 115H9L10 114L9 112L8 113L7 112H1ZM248 116H249V118H248ZM8 119H10V120H8ZM167 119L168 118H165V120H167ZM254 122H256V123H254ZM230 123L233 126L228 127V125ZM223 124H225V125H223ZM234 124H236V125H234ZM5 125H8V124L6 123ZM16 126H17V128H16ZM238 126L240 129H237ZM244 126H246V127L244 128ZM261 126H259L258 128H261ZM13 127H15L14 131H13ZM172 127H174V126L171 125L170 127H168V129L170 130V129H172ZM188 127L190 128V126L179 128L180 134L178 135L177 140L175 142V144L179 146L178 148H181V146H183V144L185 142H187L188 140L191 141L190 140L191 138H192V142H193V139L196 138L195 142H197L199 139L200 143L202 142V144H205L204 140H207V138H208L207 136H209V134H210L209 129H208L209 133H208V131H206L205 132L206 134H204V132H202V133H198L196 135L193 127H191V130L186 129ZM16 129H18V130H16ZM232 131H234V132H232ZM10 132H12L13 135ZM190 132H192L194 134L191 133L192 134V136H191ZM186 133H189V134H187V136H185ZM147 134L148 133L145 132L144 136L147 137ZM140 136H142V135H140ZM247 137H249V136H247ZM75 138L78 139V136H76ZM85 146L86 145L83 144V147H85ZM201 146L204 147V145H201ZM51 147H53V146L49 147V149H48L49 152H53L52 151V149H53V150H55L53 153H55V152L59 153V151L56 150L57 148L55 146L53 148H51ZM126 148H128V147L124 148L123 153L121 155L120 163H121V165H125V163L127 162V163L131 164V166H132L133 163H131V162H133V161H132V158L129 156L128 149H126ZM225 150H226V154L229 155L230 150L224 149L223 151H225ZM49 152H48V154H49ZM157 153H158V151L154 152L153 156H151V158H150L151 161L153 160V162H155L156 159H158ZM167 153L170 155L174 154L170 151H167ZM1 155H2V153H0L1 164L3 163V165H5V166H2L0 164V167H1V170H0V264H264V235H263L264 232H263V234H258L257 238L260 235H263V236H260L261 238H259L258 240L255 238V236L252 237V238H254V240H248V239L243 238L244 235L242 236V234L240 233V231L242 229H238V228L243 227L242 225L241 226L239 225L240 220H243L241 222L244 225H248V226L250 225L249 224L250 221L246 220V218H244L243 216H242V219L240 218L238 220V213L236 212V210L239 207L236 208V201L230 205L231 207H233L234 210L231 208V211H229L227 214L221 215L219 213L218 209L213 208L211 210L212 213H211V211H210V213L208 211L202 213V214H207V217H209V218H207L205 215V219H204L205 221H204L203 220L204 215H203L198 222L195 220L194 213L192 210L189 209L190 206L187 205V203L177 205L176 207H178V209H180L181 213L184 212L183 214H186V215H184V217L187 216L185 218V221L187 223V224H185V226H188V227H186L187 229L185 227H181V224L179 226L180 221H178L177 215L175 214V212H173L174 210H172V209H171V211H169L167 213H163V211H160V210L156 211V212L155 211L143 212V214L146 213L147 219L145 218V220H143L140 224L136 225V227L135 226L132 227V225L130 226V224L132 223L130 216L134 212L129 208V205H128L129 202H126L125 199H124L125 201L123 200L124 203L121 202V206H123L122 204L125 205L124 206L125 208H121L123 211L120 209L121 206L117 207L118 203L116 201H115L116 203L113 201L114 198L113 199L111 198L112 197L111 194H109L108 198L105 201L108 203H104L105 204L104 207H106L107 206L106 204H108V206H110V208L107 209L108 206L104 209H103V207H101L103 205H102V202L99 201V198L96 194L97 191L94 188L95 185L91 186L90 185L91 183H89V182H91V178H90L91 175L90 174L92 173L93 169L89 168V171L87 170L84 173H81V172L79 173V171L78 172L76 171L77 173L76 172L73 173V171L66 169L67 168L66 165L60 164L58 167L61 168L63 166V168H61L63 170L59 169V170H61L60 171L61 173H58V175L60 174L61 178L59 177L60 179L58 178V180H61V182L64 180L63 181L64 184L62 183L63 186H61L62 188L59 186L60 184L56 181V178L54 176V172L51 170L49 173V176L47 178H49L51 181L53 179H55V180L52 182L51 181L47 182L45 180V183L42 182V183H44L43 184L44 186L41 185L42 183H39L40 185L38 184L41 187V188H39V186H38V188L44 191L43 192L40 190L42 192V194L40 193L41 199L38 200V197L35 198L36 192L34 193V191H32V190H34L33 188H35V187L34 186L32 188L30 187L32 189L31 190L29 188V186L23 185V183H25L23 180H16L15 182L11 181L12 180L10 177L11 174L9 173L11 170L8 169V168L13 169V167L14 168L18 167L20 169H24L23 167H19V166H21V165L23 166V164H25V165L27 164V167H28L29 165H31L32 162L30 160L28 161L27 158H25L27 161L26 160H24L25 162L21 161V162H24L22 164L20 162V160L15 159V160H17V163L19 161L20 165H14L13 162L10 164L8 163L9 164L8 165L6 162V159L5 158L3 159L1 157ZM258 156L259 157L255 156L254 160H256L257 158L258 159L256 161H258V160L260 161L262 158L264 159V157H263L264 156V150ZM130 158H131V160H130ZM4 161L6 164L4 163ZM40 161L43 162L41 159H39L38 160V163H40L39 165H41V164L43 165L45 163V162L41 163ZM196 161L197 160L194 159L192 163H197ZM231 161H232L231 165L238 164L237 162L242 163L241 159L237 158V155H236V157L233 156V158H231ZM49 162H53V160L52 161L49 160ZM82 162L83 161L81 160L80 168L83 167L85 169L86 163L85 162L82 163ZM14 163L16 164V162H14ZM127 163L125 166L131 167L129 164L127 165ZM25 165H24V167H25ZM39 165H36V162L34 163V166H39ZM102 166H104V165L100 164V166H97L98 168L96 167L95 169L100 170L99 168H101ZM3 167H5V168H3ZM133 167H131V169H134ZM5 169H6V171H5ZM141 170L142 169H140L136 172L134 171L135 177L137 179H139L141 177L142 180H145L146 179L145 177H147V173H146L147 169L145 168V170L144 169L142 171ZM28 171H29V173H27V175L32 173L34 170L29 167ZM144 171H145V173H144ZM52 172H53V174H51ZM137 172H138V175H137ZM139 172H140V174H139ZM141 172L143 174L142 176H141ZM197 172H199L198 173V175H199L205 171L202 172L201 170H197ZM214 172H216V170ZM213 173H211V174H213ZM80 174L83 175V177H79ZM144 174H146V175H144ZM195 174H196V172H195ZM195 174H192V176L190 175V177H189L192 180L189 182L192 183L193 187L199 186L201 184L199 182L200 180H198V179L202 174L199 177ZM76 175L78 176L77 179H76ZM205 175H206V172H205L204 176H202V177H205ZM29 177H30V175H29ZM29 177L26 176V178H25L26 182H29L28 181ZM71 177L75 178L76 180L73 178H72L73 179L72 180ZM102 177H104V176H101V178ZM78 178L79 179H86V181L84 182L85 185L83 184L81 187V191H80V187L78 188V190L80 191L81 194L79 192H76L77 191V190H75L76 187L73 186V185H76V183H78V180H79ZM2 179H3V182L1 181ZM46 182H47V184H46ZM50 182L53 185H56L58 183L59 184L58 186L60 188L58 190L57 189L56 190H50L51 188L55 189V188H53L54 187L53 185L49 189L48 185H50ZM66 183H67V185H66ZM225 185H226L225 186L226 188L224 190L226 192L227 191L226 189H229L230 186L228 184H225ZM252 185L254 186V183ZM58 186H57V188H58ZM73 187H74V189H73ZM146 191H147V189L144 188L142 191L143 196H141V195L139 196L140 199L142 197H144V195L146 194ZM82 192H84V195ZM235 192H236L235 195H237V197H238V196H240V194L243 191L240 190L239 188H237ZM59 193H60V195H59ZM77 193H79V194H77ZM26 194H29L30 196L29 195L26 196ZM250 194L253 197L255 196L254 198H258L260 196V195L254 194V193L253 194L250 193ZM41 195H43V196L41 197ZM82 195L87 196V197H83ZM206 195H207V197H210L209 192ZM19 196L23 197L24 200L18 199V198H20ZM79 196H81L82 198H79ZM28 197H29V200H28ZM83 198H85L84 201H83ZM16 200L17 201L18 200L23 201L24 204H22L18 201V203L22 204L23 206L22 205L20 206V204L17 205L18 203ZM25 200L28 203H25ZM251 200L252 201L254 200V202L249 204V207L251 208V205H252L253 208L248 209L245 207L243 209H245V211L247 210L248 213H249V211L251 212V210H252V213L258 214V216L263 215L264 214V203L259 202V200L257 201V199H251ZM167 202H169V204L171 206H173L171 204L172 203L171 201H167ZM62 203H69L71 205V209L63 208L62 205L64 206V204H62ZM210 203L213 205H219V204H221V201L219 199L214 198V199H211ZM261 203H262V205H261ZM139 204H140V206L143 205L142 203H139ZM257 204H259V205H257ZM119 205H120V203H119ZM100 207H101V209H100ZM114 207L118 208V210H121L122 212H119L117 209L113 210ZM102 209L107 216L109 215L108 218L106 217V215H104V213H103V216H105V217L104 218L102 217V215H101L103 212ZM125 209H126V211H125ZM108 210H110V211H108ZM127 211H130L131 213L130 212L127 213ZM123 212H125L126 214ZM121 213H123V214H121ZM128 214L129 215L131 214V215L129 216ZM210 214L214 215V216L212 215L213 218H212V216H210ZM235 215L237 216V218L235 217ZM118 216H119V218H118ZM116 217L118 218L117 220H116ZM105 218H107V219H105ZM124 218H126V221ZM133 218H135V216ZM16 219H17V221H16ZM103 219H105V220L103 221ZM113 219L116 222L117 221L118 222L115 223ZM122 219H124L123 222L119 223L122 221ZM236 220H238L239 223ZM14 221H15V223H14ZM203 221L204 222L207 221V223L205 224V223H203ZM194 223H195V225H194ZM242 223H240V224H242ZM252 224H254V223H252ZM260 224L261 223L255 222L254 225L255 226L257 225L256 227H259V228L264 226L263 225L264 223L261 225ZM182 226H184V224ZM191 226H193V227H191ZM194 226L197 228H194ZM238 226H240V227H238ZM246 227L247 226H244L243 228H246ZM189 228H191V229H189ZM193 228L195 229V231L198 232V234L194 231ZM199 228H201V229H199ZM262 229L264 230L263 227H262ZM193 231H194V233H193Z\"/></svg>", "mask_w": 264, "mask_h": 264}]
</instances>
